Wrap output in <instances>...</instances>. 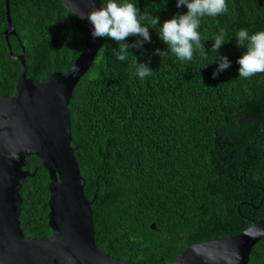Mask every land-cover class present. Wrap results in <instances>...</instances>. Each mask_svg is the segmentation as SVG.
Returning a JSON list of instances; mask_svg holds the SVG:
<instances>
[{"label":"trees","instance_id":"obj_1","mask_svg":"<svg viewBox=\"0 0 264 264\" xmlns=\"http://www.w3.org/2000/svg\"><path fill=\"white\" fill-rule=\"evenodd\" d=\"M253 1L227 0V13L203 17L198 31L207 55L198 50L191 61L172 54L158 33L165 20L187 12L176 0H129L159 23L149 27L151 42L130 47L126 61L114 55L118 44L103 38L68 106L70 146L99 251L134 264H174L189 246L235 236L264 219V73L239 77L237 63L246 52L237 45L238 31H264V6ZM8 3L16 37L6 43L0 0V99L13 95L22 71L10 52L23 54L26 77L43 83L71 68L86 36L83 21L60 0ZM221 29L229 41L215 53ZM218 56L231 63L213 78ZM136 61L152 75H135ZM40 165L27 159L24 171L34 176L20 191V227L30 238L51 236L49 178ZM248 264H264V239Z\"/></svg>","mask_w":264,"mask_h":264},{"label":"water","instance_id":"obj_2","mask_svg":"<svg viewBox=\"0 0 264 264\" xmlns=\"http://www.w3.org/2000/svg\"><path fill=\"white\" fill-rule=\"evenodd\" d=\"M85 25L80 54L69 70L53 73L40 83L26 77L24 55L9 53L22 71L11 97L0 99V264H134L99 251L94 242L90 203L71 143L69 102L74 88L93 65L103 38H93L87 13L100 0H60ZM7 28L16 37L5 0ZM9 46V45H8ZM36 157L48 173L49 238L25 237L20 227V191L27 159ZM155 230V226L151 225ZM264 239V219L252 221L241 233L226 239L198 243L183 250L174 264H248L253 247Z\"/></svg>","mask_w":264,"mask_h":264},{"label":"clouds","instance_id":"obj_3","mask_svg":"<svg viewBox=\"0 0 264 264\" xmlns=\"http://www.w3.org/2000/svg\"><path fill=\"white\" fill-rule=\"evenodd\" d=\"M177 8L187 7L185 14L176 15L165 20L158 28L160 39L168 46L172 54L182 61H191L196 51H201L205 56L204 40L198 29L201 26L203 17H216L227 13V0H176ZM84 16H81L83 19ZM87 19L93 25V38H110L118 44V50L114 51L116 59L124 62L128 59L130 47L140 48L143 43L151 42L149 27L155 28L158 17L144 12L140 14L139 8L129 0H107L106 5L87 13ZM131 36L141 37L129 45L126 39ZM226 32L221 29L219 35L214 39L212 52H217L220 47L228 42ZM236 41L239 47L246 48V52L238 58L239 77L248 79L258 73H264V31H257L249 34L247 29H240L236 34ZM161 54L160 50H156ZM219 66L213 72V78L220 72L230 67V61L226 56H218ZM135 75L144 79L152 75V69L144 63L135 62Z\"/></svg>","mask_w":264,"mask_h":264},{"label":"flooded vegetation","instance_id":"obj_4","mask_svg":"<svg viewBox=\"0 0 264 264\" xmlns=\"http://www.w3.org/2000/svg\"><path fill=\"white\" fill-rule=\"evenodd\" d=\"M253 3H254L257 7H262V6H264V0H254Z\"/></svg>","mask_w":264,"mask_h":264}]
</instances>
